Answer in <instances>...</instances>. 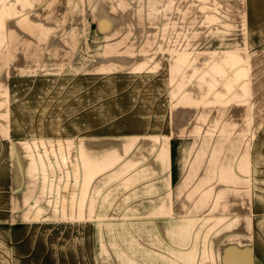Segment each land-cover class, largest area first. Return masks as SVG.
<instances>
[{"label": "rangeland", "instance_id": "1", "mask_svg": "<svg viewBox=\"0 0 264 264\" xmlns=\"http://www.w3.org/2000/svg\"><path fill=\"white\" fill-rule=\"evenodd\" d=\"M166 3L0 0V264H215L229 242V221L181 223L152 186L163 46L184 39L152 29ZM237 222L264 258V226Z\"/></svg>", "mask_w": 264, "mask_h": 264}, {"label": "crops", "instance_id": "2", "mask_svg": "<svg viewBox=\"0 0 264 264\" xmlns=\"http://www.w3.org/2000/svg\"><path fill=\"white\" fill-rule=\"evenodd\" d=\"M151 1L167 2L170 18L152 29L184 33L163 46L165 132L152 186L178 193L181 223L229 221L215 264H264L237 229L264 226V0Z\"/></svg>", "mask_w": 264, "mask_h": 264}]
</instances>
